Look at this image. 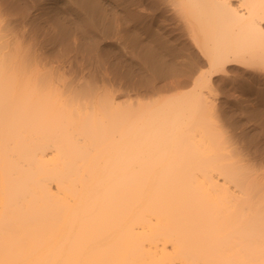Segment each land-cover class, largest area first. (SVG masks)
Wrapping results in <instances>:
<instances>
[{
    "label": "bare ground",
    "instance_id": "obj_1",
    "mask_svg": "<svg viewBox=\"0 0 264 264\" xmlns=\"http://www.w3.org/2000/svg\"><path fill=\"white\" fill-rule=\"evenodd\" d=\"M167 2L203 62L140 113L67 88L0 23V264H264V171L206 95L234 65L264 83V0Z\"/></svg>",
    "mask_w": 264,
    "mask_h": 264
},
{
    "label": "rangeland",
    "instance_id": "obj_2",
    "mask_svg": "<svg viewBox=\"0 0 264 264\" xmlns=\"http://www.w3.org/2000/svg\"><path fill=\"white\" fill-rule=\"evenodd\" d=\"M175 8L167 0H0V23L4 31L9 25L10 40L24 38L22 52L36 58L32 65L52 70L67 88L142 112L189 91L192 70L203 62ZM234 66L226 78L215 77L206 95L217 104L215 129L227 133L226 150L262 172L264 83L254 78L253 66L245 73L248 65Z\"/></svg>",
    "mask_w": 264,
    "mask_h": 264
}]
</instances>
